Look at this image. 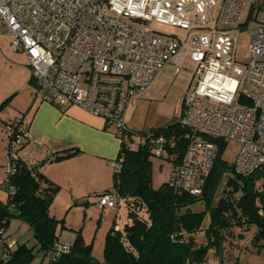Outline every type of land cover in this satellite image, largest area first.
<instances>
[{"label":"built area","instance_id":"1","mask_svg":"<svg viewBox=\"0 0 264 264\" xmlns=\"http://www.w3.org/2000/svg\"><path fill=\"white\" fill-rule=\"evenodd\" d=\"M248 6L245 19L242 18ZM163 23L185 30L183 36L140 27ZM12 36L10 48L23 51L36 84L34 100L78 106L102 117L120 143L132 145L125 114L133 98L173 64L194 62L187 94L178 109L183 134L150 133L154 156L175 164L170 187L200 195L219 151L217 140L241 147L233 164L246 175L264 168V0H0V28ZM250 35L251 60L239 64L234 48L240 30ZM6 173L14 171L15 146L40 144L23 118ZM183 146V156L171 150ZM115 171L120 169L113 162ZM115 187L98 196L103 208H118ZM120 227L115 226L118 230ZM6 260L13 243L2 236ZM71 244L55 245L52 256ZM208 264V263H199Z\"/></svg>","mask_w":264,"mask_h":264},{"label":"trees","instance_id":"2","mask_svg":"<svg viewBox=\"0 0 264 264\" xmlns=\"http://www.w3.org/2000/svg\"><path fill=\"white\" fill-rule=\"evenodd\" d=\"M30 81H33L32 76ZM12 98L13 95L0 103V113ZM13 121L4 123L9 130ZM183 132L175 121L139 133L143 141L136 146L121 142L115 160L120 163V169L114 171L112 187L116 188L120 203H125L129 221L118 230L114 223L107 231L103 262L93 257L91 244L84 241L79 231L68 253L57 258L52 256L59 242L58 226L64 227L65 220L50 213L60 187L47 178L40 167L46 161L70 158L79 150L65 149L39 164L29 165L15 149L18 158H11L14 171L5 172L4 188L8 199L0 201V239L12 220H22L33 231L38 249L18 243L6 260L0 258V264H31L39 252L49 257L50 264H199L208 263L210 250H214L219 264H227L223 259L224 232L235 227L253 229L252 248L264 254V168L246 175L236 173L233 164L223 157L225 142L216 141L219 151L202 194L176 192L169 182L159 188L153 187V152L147 135L177 136ZM9 133L8 153L13 150L16 137ZM171 153H178L175 162H180L183 146L174 148ZM196 203H201V209L193 207ZM207 215L209 222L203 227ZM199 233L205 236L206 243L197 244L195 236Z\"/></svg>","mask_w":264,"mask_h":264},{"label":"rangeland","instance_id":"3","mask_svg":"<svg viewBox=\"0 0 264 264\" xmlns=\"http://www.w3.org/2000/svg\"><path fill=\"white\" fill-rule=\"evenodd\" d=\"M247 11L248 6L243 12V19H245ZM137 26L149 27L160 32L177 34L180 36L185 34V30L179 27L158 22H149ZM2 36H5V38L9 40L8 46L10 48L12 36L6 32L5 27H2ZM17 52L25 56L27 66L14 63L10 57L3 53L2 57L0 56V84H2V92L6 93L7 96L14 95L11 105H8L2 111V119H0L1 166L6 163L10 144V130L3 125V120L8 121L17 115L18 118L22 117L24 119L25 124H28L27 122L31 119L30 117L32 114L30 111L39 104V100H34L36 84L30 81L32 70L29 65L28 57L23 51ZM234 58L239 64H246L251 60L250 35L246 29L240 30L238 33L234 48ZM194 68L195 64L190 59H187L185 69L179 72L176 71L173 64H168L148 88L133 98L125 114V122L128 128L133 132V146L143 141L139 133L165 127L179 120V104L181 99L188 92ZM27 90H30V99L29 94L26 97ZM17 109H19L20 112H18ZM23 113H25V115H23ZM24 116L29 117H27L28 121H25ZM108 129L111 131L114 130L113 127ZM36 146L38 145H34V143L18 146V148H20L19 152L26 162H30L33 157L32 154L37 150ZM240 147L241 145L239 142L234 140L229 141L223 153L224 159L231 164L234 163ZM151 160L153 187L159 188L164 182H169L171 180L175 164L172 161L161 159L154 155ZM113 170L115 171L114 167ZM65 195L68 196L69 194L58 195L61 197L58 199L59 203H57V216L59 217L58 219L63 218L65 220L64 227L61 225L58 226L59 243H73L79 231L84 241L87 244H91L93 257L97 261L103 262L104 243L107 231L115 222L117 226L121 227L129 221L125 203L121 202L118 208H107L104 210L96 202L98 201L97 194V196L90 198V202L86 198L74 203L70 202L69 205H66L63 202L65 200ZM62 198H64V200ZM53 203L54 201L52 204ZM193 207L195 209H201V203H196ZM208 222L209 216L207 215L204 219L203 227H206ZM252 232L253 229L247 230L240 227L228 229L224 232L225 242L223 259L225 263L235 264V262L238 261L239 264H264V254H260L252 248ZM5 237H7L10 243H13L14 248L17 247L18 243H26L29 247H34L36 251L38 249L33 231L22 220H12ZM195 238L198 245L207 242L202 233L197 234ZM6 249L5 245L0 244V258L3 256V252ZM31 264H50V260L43 252H39ZM208 264H219V259L215 256L214 250H210L209 252Z\"/></svg>","mask_w":264,"mask_h":264},{"label":"crops","instance_id":"4","mask_svg":"<svg viewBox=\"0 0 264 264\" xmlns=\"http://www.w3.org/2000/svg\"><path fill=\"white\" fill-rule=\"evenodd\" d=\"M8 42L9 40L2 36V28H0V56L2 57L3 53L10 57L14 63L27 66L25 56L10 50ZM28 94L30 99V90H27L26 97ZM7 97L9 96L2 92V84H0V103ZM17 111L20 112L19 109ZM30 112L32 113L31 119L27 122L28 124L24 123V125L27 126L30 136L38 139L40 144H36L38 145L36 146L37 150L32 154L30 162L27 161L29 165L39 164L44 159L52 158L56 152L65 149L79 150V153L70 158L46 161L40 167L42 173L60 187L58 195L69 194L64 196L65 200L62 198L66 205L86 198L90 202L91 197L97 196L113 186L112 164L118 156L121 143L106 127V122L102 117L93 115L75 105L61 107L49 102H39ZM27 117L24 116L25 121H28L29 117ZM12 118L8 121L3 120V125L8 130L9 128L4 123L18 117L16 115ZM0 119H2V113H0ZM14 148L18 150V155L25 161L19 152L20 148L18 146ZM6 165L7 159L5 165H0V201L2 202H6L8 199L4 188ZM58 195L50 207V213L56 218H59L57 203L61 197ZM96 202L98 204V201ZM0 244L2 245V243Z\"/></svg>","mask_w":264,"mask_h":264}]
</instances>
